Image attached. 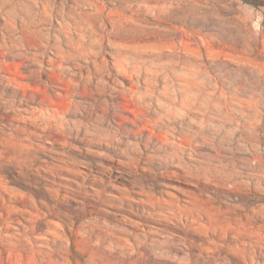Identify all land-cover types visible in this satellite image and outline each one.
I'll return each mask as SVG.
<instances>
[{
  "label": "rangeland",
  "instance_id": "rangeland-1",
  "mask_svg": "<svg viewBox=\"0 0 264 264\" xmlns=\"http://www.w3.org/2000/svg\"><path fill=\"white\" fill-rule=\"evenodd\" d=\"M0 264H264V0H0Z\"/></svg>",
  "mask_w": 264,
  "mask_h": 264
}]
</instances>
